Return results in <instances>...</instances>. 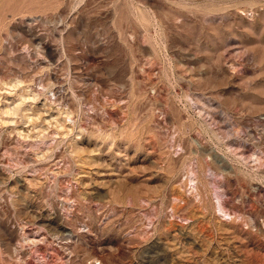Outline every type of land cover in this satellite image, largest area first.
I'll return each instance as SVG.
<instances>
[{
    "label": "rangeland",
    "instance_id": "obj_1",
    "mask_svg": "<svg viewBox=\"0 0 264 264\" xmlns=\"http://www.w3.org/2000/svg\"><path fill=\"white\" fill-rule=\"evenodd\" d=\"M0 264H264V0H0Z\"/></svg>",
    "mask_w": 264,
    "mask_h": 264
}]
</instances>
